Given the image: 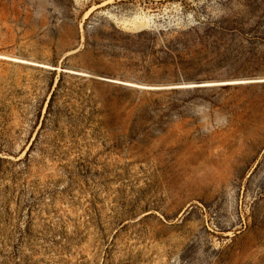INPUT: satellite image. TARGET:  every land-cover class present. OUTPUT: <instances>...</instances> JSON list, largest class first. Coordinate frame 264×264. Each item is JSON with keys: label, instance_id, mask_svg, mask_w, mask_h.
<instances>
[{"label": "rangeland", "instance_id": "374dc122", "mask_svg": "<svg viewBox=\"0 0 264 264\" xmlns=\"http://www.w3.org/2000/svg\"><path fill=\"white\" fill-rule=\"evenodd\" d=\"M0 264H264V0H0Z\"/></svg>", "mask_w": 264, "mask_h": 264}, {"label": "trees", "instance_id": "16d2710c", "mask_svg": "<svg viewBox=\"0 0 264 264\" xmlns=\"http://www.w3.org/2000/svg\"><path fill=\"white\" fill-rule=\"evenodd\" d=\"M61 81H62V78L60 79V82L58 83L57 88L60 86ZM55 94H56V92H54V93L52 94V97H51V100H50V103H49V110L51 109L52 103H53L54 98H55Z\"/></svg>", "mask_w": 264, "mask_h": 264}, {"label": "water", "instance_id": "95a60500", "mask_svg": "<svg viewBox=\"0 0 264 264\" xmlns=\"http://www.w3.org/2000/svg\"><path fill=\"white\" fill-rule=\"evenodd\" d=\"M51 69L56 70L57 68H56L55 66H52ZM176 87H182V86L180 85V86H176ZM162 88H166V87H162ZM162 88H160V89H162ZM167 88H168V87H167Z\"/></svg>", "mask_w": 264, "mask_h": 264}]
</instances>
